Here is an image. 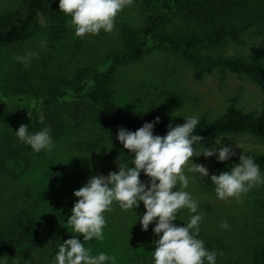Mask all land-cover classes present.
<instances>
[{
    "label": "rangeland",
    "instance_id": "374dc122",
    "mask_svg": "<svg viewBox=\"0 0 264 264\" xmlns=\"http://www.w3.org/2000/svg\"><path fill=\"white\" fill-rule=\"evenodd\" d=\"M157 0H131V3L117 13L114 31L96 35L76 37L70 24V17L64 14L67 34L61 40H53L40 33L31 39L0 47V128L1 121L12 107V102H39L46 93L56 89L58 81L67 85L74 83V71L88 67L91 71L105 68L111 54L127 48L128 40L139 37L147 13ZM20 0H0V16L5 11L18 7ZM57 6V0H54ZM194 25L172 18L161 31L169 35L189 32ZM244 44H220L203 49V54L243 55L254 57L264 50V31L253 29L243 38ZM43 41V45L40 43ZM35 51L28 67L13 59L16 54ZM194 68L178 54L161 47L150 48L142 58L117 66L102 85L90 90L104 96L109 102L126 111H144L162 118L183 119L196 114L208 120L219 117L226 107L228 96L241 91L240 106L245 111L257 109L263 103L262 91L244 77L228 72L213 71L200 81L194 80ZM91 86V87H90ZM4 94L10 96L7 99ZM199 119V120H200ZM92 120L79 126L67 127L56 139L49 151L32 152L26 165L8 164L14 176L0 174V236L9 231V219L15 212L27 211L33 218L42 219L50 215L58 202L75 198L72 192L82 186L89 176L106 175L116 171L117 161L129 163L131 154L115 139V134L103 133ZM139 126H127L135 131ZM220 143L233 148L235 154L252 151L264 154V140L249 134L219 136ZM235 145L238 147L236 148ZM193 163L205 165L200 156L190 157ZM206 166V165H205ZM207 167V166H206ZM264 174L263 172H261ZM141 181L147 178L140 174ZM175 190V188H173ZM198 204L203 219L198 236L206 241L221 242L217 252L218 260L227 264H249L254 248L264 245V184L243 193L239 201L233 198L217 199L214 191L203 190L196 180L190 181L187 189ZM144 211L142 204L129 210H122L113 202L110 211L103 213L106 224L103 238L91 239L84 246L92 254L103 251L114 256L115 264H139L151 256L153 224L141 231L139 220L133 215ZM70 215V212L68 213ZM190 213L186 209L177 211V220L172 223H186ZM68 217V216H67ZM62 223L67 239L79 233ZM221 221L229 225L219 227ZM208 249V248H207ZM56 249L35 250L29 258L39 264H51Z\"/></svg>",
    "mask_w": 264,
    "mask_h": 264
},
{
    "label": "trees",
    "instance_id": "16d2710c",
    "mask_svg": "<svg viewBox=\"0 0 264 264\" xmlns=\"http://www.w3.org/2000/svg\"><path fill=\"white\" fill-rule=\"evenodd\" d=\"M172 18L191 23L194 28L181 35H169L161 28ZM256 29L264 31V0H157L146 14L139 37L128 40L127 48L111 54L105 68L91 71L79 67L74 71V83L67 85L58 81L56 89L49 91L33 105L15 103L1 121L0 128V174L14 176L8 164L26 165L33 152L29 146L18 142L13 134L20 124L28 125L26 130L37 131L43 126L50 129L52 140L58 138L67 127L79 126L91 119L103 133L116 134L119 127L141 126L158 117L144 111H126L109 102L104 96L88 88L97 87L108 81L115 68L142 58L152 47H161L178 54L194 68V80L200 81L213 71L228 72L244 77L263 93V103L254 110L245 111L240 106L239 90L226 99L222 114L212 120L201 118L194 132L202 137L204 147L215 146L219 136L249 134L264 140V50L254 57L243 55L203 54L201 50L220 44H244L243 36ZM44 33L53 40H61L67 34L64 14L54 0H20L18 7L5 11L0 16V47L21 43L37 34ZM90 86V87H91ZM183 119L159 117L153 127L154 135H164L167 125L173 126ZM194 147H197L194 145ZM250 155L264 173V154L252 151L241 152ZM240 153L229 160L218 163L215 156L204 158L209 174L228 170L238 162ZM206 191H214L213 185L205 179H196ZM72 203L58 202L46 218L35 219L27 211H18L9 219V231L0 236V264H39L29 258L35 250L56 249L67 239L62 225L70 212ZM209 250H218L219 240L206 241ZM216 264H227L218 260ZM139 264H152L151 256ZM249 264H264V245L253 249Z\"/></svg>",
    "mask_w": 264,
    "mask_h": 264
},
{
    "label": "clouds",
    "instance_id": "9594fccd",
    "mask_svg": "<svg viewBox=\"0 0 264 264\" xmlns=\"http://www.w3.org/2000/svg\"><path fill=\"white\" fill-rule=\"evenodd\" d=\"M131 0H57L58 10L70 17L73 35L83 37L114 31V20ZM43 45V41L40 42ZM35 51L16 54L13 59L28 67ZM200 117L187 115L183 122L167 125L164 135H154L153 127L159 117L144 122L135 131L119 127L115 139L131 154L129 163L119 162L116 171L106 175H92L78 189L72 192L75 198L66 224L71 233H79L65 239L56 246L51 264H115V257L103 251L92 254L84 246L91 239L103 238L102 229L106 220L104 212L110 211L113 202L122 210H131L142 204L143 213L133 215L139 220L141 231L149 224L153 236L152 264H216L217 250H209L199 238V226L203 219L198 204L186 191L190 181L205 179L214 187L217 199L233 198L239 201L243 193L264 184V174L250 155L240 152L238 162L226 171L209 174L205 165L193 163L190 157L215 156L218 163L235 155L233 148L216 139L215 146L204 147L202 137L194 132ZM28 125L20 124L13 132L16 140L30 147L34 153L51 151L54 147L50 129L47 126L37 131L26 130ZM197 146V147H194ZM236 148H238L235 145ZM147 178L139 179L140 174ZM175 188V190H173ZM186 209L190 216L186 223L177 225V211ZM219 227L227 229L226 221Z\"/></svg>",
    "mask_w": 264,
    "mask_h": 264
}]
</instances>
